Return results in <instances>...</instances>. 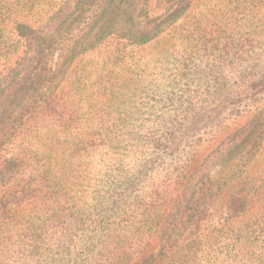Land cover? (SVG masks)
Segmentation results:
<instances>
[{
    "label": "trees",
    "instance_id": "obj_1",
    "mask_svg": "<svg viewBox=\"0 0 264 264\" xmlns=\"http://www.w3.org/2000/svg\"><path fill=\"white\" fill-rule=\"evenodd\" d=\"M206 1L0 0V264H264V0ZM151 49L132 124L100 104Z\"/></svg>",
    "mask_w": 264,
    "mask_h": 264
},
{
    "label": "rangeland",
    "instance_id": "obj_2",
    "mask_svg": "<svg viewBox=\"0 0 264 264\" xmlns=\"http://www.w3.org/2000/svg\"><path fill=\"white\" fill-rule=\"evenodd\" d=\"M258 1L259 0H229L227 2L225 0L222 2L221 0L220 4L226 7V10H229L235 4H240L237 9L240 12V15L243 12L253 15L257 14L259 11L261 12L260 6L257 4ZM212 4H214V1ZM216 4H218V2ZM188 45L191 46L192 42L189 41ZM153 49L157 51L161 48L153 47ZM153 54L154 51L151 49L139 51L133 58L125 57V63H123L124 65L122 64L124 69L121 79H115L112 84H108L111 90L115 93L108 96L106 95L102 98L100 105H104L109 108L112 114L114 113L115 117H122L126 119L127 116H131L130 120H132V124H138L141 119H146V122L149 123L148 121H155L156 114H159L160 116V108L163 111L162 106L165 110L172 109V101H163L162 105L160 103L161 100L168 96L165 94V85L168 81L165 80V77H162L165 81L164 83L163 80H159L157 79V76H155V74L158 73V69L168 64L170 58L164 61H158V57H154L151 60ZM112 72L113 77H115L117 73L119 74L117 70L113 71L111 69L107 72V75L110 76ZM85 94L88 95L89 91H85ZM220 98L222 97H217V100L212 102L210 110L187 127L186 136L192 132L200 130L211 122L213 124L219 121V118L216 117L217 112L215 110L219 109L220 103H223L224 99ZM98 103H95V105ZM135 118L140 119L134 121ZM113 121L115 122V119ZM221 244L222 249L218 253L219 258L216 260V264H248L245 258H243L240 263H235L232 258L227 256V253L225 252L227 246L225 245L229 244L228 240L223 241ZM221 259L224 261L220 262Z\"/></svg>",
    "mask_w": 264,
    "mask_h": 264
}]
</instances>
